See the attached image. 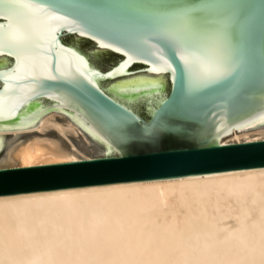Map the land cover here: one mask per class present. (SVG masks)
<instances>
[{"label": "water", "instance_id": "obj_1", "mask_svg": "<svg viewBox=\"0 0 264 264\" xmlns=\"http://www.w3.org/2000/svg\"><path fill=\"white\" fill-rule=\"evenodd\" d=\"M0 26V131L61 110L117 149L0 167V195L264 167L218 139L264 124V0H0Z\"/></svg>", "mask_w": 264, "mask_h": 264}, {"label": "bare ground", "instance_id": "obj_2", "mask_svg": "<svg viewBox=\"0 0 264 264\" xmlns=\"http://www.w3.org/2000/svg\"><path fill=\"white\" fill-rule=\"evenodd\" d=\"M51 130L61 140L47 137ZM9 134L32 135L13 150L19 166L89 158L71 140L80 136L117 154L61 110L36 127L0 131V153ZM218 139H264V124ZM0 264H264V167L0 195Z\"/></svg>", "mask_w": 264, "mask_h": 264}, {"label": "rangeland", "instance_id": "obj_3", "mask_svg": "<svg viewBox=\"0 0 264 264\" xmlns=\"http://www.w3.org/2000/svg\"><path fill=\"white\" fill-rule=\"evenodd\" d=\"M32 136V135H30ZM29 134H20V135H8L7 141L3 142L2 151L0 153V167H12L19 166V163L16 159H14L13 150L17 147L19 143L24 141L25 139L30 137ZM47 137L55 138L61 140L58 135L54 131H49L46 134ZM254 137V136H253ZM230 137L225 138V141H228ZM73 144L80 151V155L82 157H94L103 155V150L93 142L88 141L84 137H73ZM88 141V142H87ZM65 145L67 144V148H71V145L68 141H62ZM12 159H14L12 161Z\"/></svg>", "mask_w": 264, "mask_h": 264}, {"label": "snow or ice", "instance_id": "obj_4", "mask_svg": "<svg viewBox=\"0 0 264 264\" xmlns=\"http://www.w3.org/2000/svg\"><path fill=\"white\" fill-rule=\"evenodd\" d=\"M6 2H7V3H16L17 0H6ZM0 28H2V26H0ZM121 67H123V66H121Z\"/></svg>", "mask_w": 264, "mask_h": 264}]
</instances>
